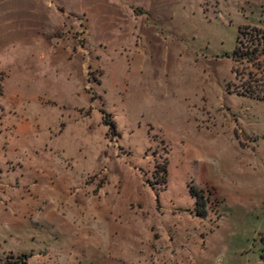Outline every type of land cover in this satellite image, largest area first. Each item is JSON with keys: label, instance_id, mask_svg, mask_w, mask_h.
<instances>
[{"label": "rangeland", "instance_id": "1", "mask_svg": "<svg viewBox=\"0 0 264 264\" xmlns=\"http://www.w3.org/2000/svg\"><path fill=\"white\" fill-rule=\"evenodd\" d=\"M31 16L30 57L0 59V264H264V101L227 87L264 0Z\"/></svg>", "mask_w": 264, "mask_h": 264}, {"label": "trees", "instance_id": "2", "mask_svg": "<svg viewBox=\"0 0 264 264\" xmlns=\"http://www.w3.org/2000/svg\"><path fill=\"white\" fill-rule=\"evenodd\" d=\"M232 74L236 77L243 68V84L235 86L229 81V91L240 96L264 101V31L258 27L242 25L238 28L236 46L232 53ZM191 194L196 199V210L201 216L205 212V196L202 192L191 188ZM200 207V208H199Z\"/></svg>", "mask_w": 264, "mask_h": 264}, {"label": "crops", "instance_id": "3", "mask_svg": "<svg viewBox=\"0 0 264 264\" xmlns=\"http://www.w3.org/2000/svg\"><path fill=\"white\" fill-rule=\"evenodd\" d=\"M33 0H0V59L31 55ZM8 49L13 51L8 53ZM20 52L17 55V50Z\"/></svg>", "mask_w": 264, "mask_h": 264}]
</instances>
